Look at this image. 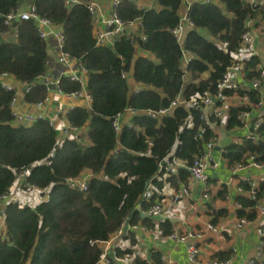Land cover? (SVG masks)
I'll use <instances>...</instances> for the list:
<instances>
[{
  "label": "trees",
  "instance_id": "1",
  "mask_svg": "<svg viewBox=\"0 0 264 264\" xmlns=\"http://www.w3.org/2000/svg\"><path fill=\"white\" fill-rule=\"evenodd\" d=\"M87 1L66 5L64 0H0V21L1 15L32 3L40 15L61 27L62 49L85 68L86 90L91 98L90 106L76 104L66 112L69 124L83 131L60 138L45 118L27 125L13 123L9 107L13 91L0 84V194L11 193L14 185L24 196L27 192L21 187L25 183L47 194L35 204L26 202V198L24 204L10 199L3 205L0 200V264H99L102 243L124 221L153 224L150 217L140 214V209L149 208L156 197L149 186L158 171V161L174 146L175 155L186 165L191 164L205 142L215 139L211 126L215 116L200 107L179 105L160 118L144 112L133 114L130 123L116 130L112 118L127 106L159 109L168 107L179 94L188 100L193 95L221 91L247 92L252 102L259 98L254 89H220L232 52L240 47L241 35L249 28L248 19L256 15L263 18L259 0L192 1L187 10L192 26L182 43L173 31L180 19L182 0H153L156 5L150 7L137 5L136 0H119L117 14L124 20L138 21L139 30L119 36L112 45L96 42ZM13 23L17 28L14 38L3 36L5 25L0 28V73L7 71L29 84L23 98L35 102L46 93L40 76L48 68L47 42L39 36L32 19ZM183 49L190 53L185 67ZM245 63L247 78L259 73L258 54L248 56ZM129 70L142 84L137 90H131L123 76ZM59 84L67 92L81 86L67 75L60 76ZM245 107L228 108L226 129L241 123L238 113ZM256 132L257 140L243 138L223 145L222 156L229 167L245 163L246 153H254L264 161V117ZM24 169L28 172L19 179ZM84 173L89 174L86 190L67 184L68 177ZM188 175V168L183 167L178 175L170 177L184 180ZM239 184L243 191L251 187L247 179ZM148 189L152 191L150 196L145 195ZM263 190L264 182H259L256 197L236 193L235 201L240 205L235 207V214L255 218V205ZM226 192L223 184L217 196L224 198ZM226 212L225 207L213 210L211 223H217ZM157 227L162 235L174 230L168 219L158 220ZM130 241L135 242L133 235ZM115 250L123 253L133 248ZM230 254V250H223L212 256L228 259ZM134 263L163 264L162 253L153 249L148 257L136 256ZM253 264H264V255Z\"/></svg>",
  "mask_w": 264,
  "mask_h": 264
},
{
  "label": "built area",
  "instance_id": "2",
  "mask_svg": "<svg viewBox=\"0 0 264 264\" xmlns=\"http://www.w3.org/2000/svg\"><path fill=\"white\" fill-rule=\"evenodd\" d=\"M82 0H64V3L66 5H71L75 2H80ZM119 0H112L110 13L107 14L103 11L102 5L98 0H89L87 1V6L93 16V20L97 22L98 25L101 24V27L97 29L94 33L96 42L98 44H104V45H112L114 40L118 38L119 36L123 34H128L131 32L130 28L135 24V20H124L122 19L116 12L115 6L118 3ZM192 1H203V2H209L210 0H182V2L188 7ZM250 3L257 2L256 0H248ZM260 4H263V10H264V0H259ZM2 21H0V28L1 26L5 25L6 30L2 32L3 36L5 37V33H11V36H7L5 38H14L17 35V28L14 21L21 20V19H32L38 28V34L41 38L47 39L50 36H54L60 46L62 47L63 43V34L62 29L56 24H54L51 20H49L46 16L40 15L35 5L32 3H28L24 8H21L16 11H10L6 14L1 15ZM263 23H264V15H263ZM13 23V24H12ZM192 26V22L189 20L187 16V11L180 15V19L178 24L174 27L173 31L178 38L179 41L182 43V37L187 31L189 27ZM183 52V59L186 60L188 58L187 51L182 50ZM256 54L255 44H254V37L250 29L248 28L245 30L241 35V42L240 47L232 52L233 59L229 63V65L226 67L224 73L221 76L220 79V89L224 88H231L233 90H237L242 86L240 82L237 79V75H246V58L250 55ZM58 59L60 61H68L71 59L69 54L65 52L62 48L59 51L57 55ZM78 61V60H77ZM257 69L259 70V73L252 77L248 78V85H246L244 88L247 89H254L257 90L261 84V80L264 79V64L261 62L257 65ZM70 79L77 80L80 82L81 86L78 89L72 90V91H64L60 84H59V78L56 80H45L43 76H40V79L43 80V84L46 88L45 95L35 101V102H29L33 107H30L28 109H20L18 108L19 100L21 96H24L25 92L29 90V84L20 82L17 80L12 74H10L7 71H3L0 73V84L1 86L6 90L13 91V96L11 97L9 107L11 108L12 114H13V120L12 122L15 124H31L38 118H45L48 120V122L53 125L58 131L60 130L64 134L72 135L74 132L78 130V128L72 126V125H62L59 126V121L62 115H66L67 110L65 111L62 104L58 101V98L53 99L54 94H51V92H57V94H60L62 97L66 98H72L76 100H81L83 102H87L91 100L90 95L88 94L86 90V70L83 67L82 63L78 61V69L67 70L66 74ZM123 76L128 81V74L127 72L123 73ZM140 88V87H139ZM137 90V88H135ZM236 92V91H235ZM234 92V93H235ZM230 94H225L222 91L218 94H210L208 92L197 94L191 96L188 100L185 99L182 95H177L170 103L168 107H163L159 109H133L132 107L127 106L123 111L117 113L114 118H112V124L115 127L116 130H118L121 125L124 123V117L125 114L133 115L137 114L139 112H144L149 116L160 118L161 116L171 112L175 106L179 105H189L193 107H200L202 110L210 111L212 114H214L215 119L212 121L211 126L213 131L216 133L217 128L222 127L225 124V119L227 116L228 108L232 105L230 101ZM216 98L215 101L213 98ZM241 102L248 103L249 102V95L246 93H243L240 95ZM23 100H25L23 98ZM52 100L55 102L54 105L50 108L47 107ZM27 102V101H26ZM243 103V104H244ZM255 103V104H254ZM235 104V105H240ZM249 108L243 109L238 113V119L241 123L245 122V119L249 117V114L251 113L250 110L254 108L255 106H262L264 104V96L260 92L259 98L256 102H251ZM90 105V104H88ZM234 105V106H235ZM73 107V106H72ZM263 119H257L253 124V129H251L244 138H251L252 140L258 139V133L256 132V128L259 125V122ZM130 123V119L127 121ZM217 144L216 139L210 138L207 140L199 154H197L192 163L189 165H186L190 176L198 181L205 182L207 178L206 170L210 166H217L218 161L214 158L213 155V148ZM217 146V145H216ZM174 148V146H173ZM222 150V147L219 148ZM246 160L248 159V164L253 163L257 166H264V161H260L256 159V154L254 153H246L245 155ZM173 150L169 151L165 156H163L158 161V170L165 173H173L177 171L178 166L181 164V160H179ZM244 163L239 162L237 165L232 168L234 171L237 167L242 166ZM264 171V167L262 168ZM28 172V169H24L19 174L22 178L25 176ZM89 174H81L78 176L68 177L66 179V182L69 186L73 188H77L79 190H86L87 184H88ZM245 180V179H243ZM248 182L250 183L251 187L247 191H243V186L239 183L235 185L236 192H244L250 197H256L257 193V187L259 182H264V172H262L259 175L258 181L248 179ZM24 184V183H22ZM205 184V183H204ZM21 185V184H20ZM24 188L21 187L24 191H31L35 189H39L34 185H30L28 183H25V185H22ZM26 187V188H25ZM41 190V189H39ZM187 188L183 187L178 194H187ZM151 190L148 189L145 192L146 196H150ZM210 193L208 192L207 185H204L203 187V198L207 199L209 198ZM175 196V197H176ZM264 197V190L260 193L259 198L257 199V203L255 205L256 209V216L255 218L251 219V222H254L255 224V231L257 235L259 236V242L256 246V253L254 256H252L249 260V264H253L257 259H262L264 255V200H261V198ZM12 200H17L19 204H24L23 199L16 197L15 195L6 192L0 194V200L3 201V205L5 202ZM237 205L240 204L237 202ZM164 206L159 200H154L153 203L149 206L147 213L152 215L153 217H160L163 213ZM1 215H3V206L1 209ZM250 220L246 219L245 217H239L236 226L242 227ZM137 224H130L128 221H124L121 227L114 233V235L104 241L107 242L106 247L103 245V254L99 259V264H135V258L136 256H139V252L137 249H134L131 252H123L118 253L114 248L108 250L109 244L112 242H115V245L120 246V243L122 239L124 238L123 235L129 236V233L133 230H135ZM206 230H209L211 232H218L219 228L217 225L212 224L211 222H207L205 226ZM204 231L201 230H189V231H179V230H173L168 234V237L174 241H185L189 238L191 239L189 242H187L186 245V251H187V257L189 260L194 261L198 254V246H197V240L201 239L204 236ZM133 235V237L136 238V240H140L139 235L134 232L131 233L130 236ZM129 236V238H130ZM128 239V238H126ZM163 258V256H162ZM229 259V258H228ZM228 259H218V258H211L207 261L206 264H227Z\"/></svg>",
  "mask_w": 264,
  "mask_h": 264
},
{
  "label": "crops",
  "instance_id": "3",
  "mask_svg": "<svg viewBox=\"0 0 264 264\" xmlns=\"http://www.w3.org/2000/svg\"><path fill=\"white\" fill-rule=\"evenodd\" d=\"M98 1L101 3L103 11L109 14L112 0ZM136 4L143 7L156 5L153 0H136ZM186 11L187 6L182 2L179 7V14L183 15ZM247 25L254 37L256 54L260 56L261 62L264 64V23L262 15H256L255 17L248 19ZM56 26L60 27L59 25ZM93 26L95 33V31L101 27V24L98 25L97 22L93 20ZM130 30L133 33L138 32V21H135V24L130 28ZM139 35L143 37L142 32H140ZM7 36L10 37L11 33H5V37ZM46 42L49 60L47 72L43 77L45 80H56L60 78V76L66 74L67 70L78 69V61L76 59L71 58L68 61H60L58 59L57 55L62 47L54 36L48 37ZM137 51L144 52V54L148 53L139 49ZM150 56L153 57L151 54ZM187 56L189 58V52H187ZM188 58L186 60H182L183 67L186 66ZM127 74L129 77L128 85L130 89H139L142 84L133 79L132 71H127ZM184 77L186 80L188 79L189 76L187 75V72ZM237 79L242 85L240 88L245 89L244 87L246 85H248L249 88V82L246 75L243 76L238 74ZM256 91L259 92V95L261 92L264 96V79L261 80V84ZM51 94L56 95L53 99L58 98V101L62 104L65 111L76 104L90 106L88 105L90 104V100L88 101L89 103H87L81 100L78 101L76 99L62 97L60 94H57V92H54V90ZM240 95L242 94H238L237 92L230 94L231 104H240ZM23 97L24 96L20 97L18 108L28 109L33 107L31 103L23 100ZM54 102L55 101L52 100L47 107L50 108L53 106ZM251 102L252 101L249 96V102H242L240 105H244L247 106L245 108H249L251 105L249 103ZM250 112L251 113L249 114V117L245 119V122L240 123L239 125H235L230 129H226L225 125L217 128L215 133V139L217 141L216 145L222 147L223 150V145L227 142H241L245 135L253 129L254 122L257 119L264 117V104L260 107L255 106L250 110ZM130 117L131 115L125 114L123 122H127ZM64 124L69 125L66 115H62L59 121V126ZM77 131L79 133L83 131V129L79 128ZM58 134L60 138L65 136V134L60 130L58 131ZM216 145L213 148V155L218 161V165L207 168V178L205 182L193 179L190 174L184 180L177 176L176 178L170 177L172 174L178 175L180 168L187 167L186 163L182 159H179L181 160V164L178 166L176 172L164 174L162 171L158 170L153 176V181L150 182L149 188L152 189L153 193H156L154 200H159L164 206L162 215L160 217H153L147 213L148 208L146 210L140 209V212L142 211L147 213L146 216L152 219L154 225L152 224L151 226H147V224L142 222L130 223L128 221L130 224H137L135 230L131 231L129 236L131 233L133 234L136 232L139 235L140 240H136L134 237L135 242L131 243L129 236L127 237L123 235L124 238L122 239L120 246H117L115 245V242H112L109 244L108 250L112 248L118 249L121 247H131L137 249L140 256L148 257L150 251L156 249L162 253L163 264H206L209 259L214 258L212 254L219 253L223 250H230L231 254L227 257L229 258L227 264H249L248 260L256 253V246L260 238L255 231V224L254 222H251V219H248L250 221L242 227L236 226L239 217L235 214V207L238 206L235 201V195L238 193L236 192L235 185L240 183L241 180L247 178L258 181L259 175L264 172L262 170L264 166H257L253 163L248 164L247 159L242 166L237 167L233 171L232 168H234L235 165L231 167L228 166L226 160L222 156V150L217 148ZM172 150L175 154L174 148ZM155 182L160 183V186L158 187ZM223 184L227 186V192L225 193L224 198H220L217 195L219 190L223 188ZM204 185H207L208 192L210 193L209 198L207 199L202 196ZM183 187L187 188L188 193L176 196V194H178ZM11 190V194L18 196L21 199L27 197V195L22 196L20 194V189L14 185ZM30 197L33 199V204H35L38 201L47 198V194H43L42 190L35 189L30 191L29 198ZM261 200H264V197L261 198ZM220 207H225L227 212L224 217L220 218L219 221L215 223V225L218 226L219 231L211 232L206 230V223L211 222V219L213 218L212 211ZM160 219L170 220L173 224L174 230L183 232L189 230H201L205 232L204 236L197 240L198 254L194 261L189 260L186 251L187 242L191 239L189 238L185 241H174L168 237V234L162 235L157 227V222ZM102 244L106 247L107 242H105V244L103 242Z\"/></svg>",
  "mask_w": 264,
  "mask_h": 264
},
{
  "label": "rangeland",
  "instance_id": "4",
  "mask_svg": "<svg viewBox=\"0 0 264 264\" xmlns=\"http://www.w3.org/2000/svg\"><path fill=\"white\" fill-rule=\"evenodd\" d=\"M26 195H27V197H26L25 201H26V202H29L30 204H32V203H33V202H32L33 199H31V197L29 198V196H30V191H27Z\"/></svg>",
  "mask_w": 264,
  "mask_h": 264
},
{
  "label": "water",
  "instance_id": "5",
  "mask_svg": "<svg viewBox=\"0 0 264 264\" xmlns=\"http://www.w3.org/2000/svg\"><path fill=\"white\" fill-rule=\"evenodd\" d=\"M215 101L217 100L215 97L213 98ZM217 148H220V146H217ZM140 214L142 215V216H146L147 215V213H145V212H140Z\"/></svg>",
  "mask_w": 264,
  "mask_h": 264
}]
</instances>
